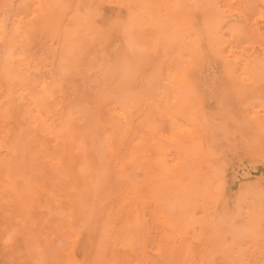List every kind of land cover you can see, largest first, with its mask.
Listing matches in <instances>:
<instances>
[{"label":"bare ground","instance_id":"bare-ground-1","mask_svg":"<svg viewBox=\"0 0 264 264\" xmlns=\"http://www.w3.org/2000/svg\"><path fill=\"white\" fill-rule=\"evenodd\" d=\"M13 1L3 0L0 13V223L14 216L31 224L27 241L44 243L52 253L49 264H148L146 247L155 229L162 232L156 248L177 243L181 264H264V192L252 193L253 183L243 187V203L224 210L214 227L208 225L207 203L218 195L224 172L216 166L203 173L207 156L217 154V130L225 128L202 121L203 50L219 59L226 81L239 85L238 101L242 83H259L264 71L261 30L247 24L246 1L93 0L85 10L72 8L75 30L53 27L56 47L41 51L32 44L40 25L56 12L67 13V0H21L20 12ZM105 1L126 12L125 20L113 17L106 30L97 24ZM254 3L262 16L264 0ZM197 12L208 26L204 43ZM255 45L262 58L248 54ZM235 69L240 78H233ZM80 81L93 89L90 103L78 94ZM253 106L246 113L259 134L249 139L246 154L264 162L257 146L264 137V103ZM91 147L100 157L97 174L91 171ZM259 180L254 189L262 190ZM47 199L59 223L44 232ZM198 205L202 217L195 218ZM7 211L16 216H4V222ZM12 233L11 240L22 235ZM56 238L61 248L53 245ZM29 252L25 264L32 262Z\"/></svg>","mask_w":264,"mask_h":264},{"label":"rangeland","instance_id":"rangeland-1","mask_svg":"<svg viewBox=\"0 0 264 264\" xmlns=\"http://www.w3.org/2000/svg\"><path fill=\"white\" fill-rule=\"evenodd\" d=\"M2 1L3 0H0V13H2L1 11L3 10L2 4H1ZM91 1H93V0H67V2L69 4V10H68L67 13H65V14L64 13H61L60 14V13H57L56 12V14L52 17V20H50V22L48 21V24H46L47 23V21H46L45 23H42L43 25L42 24L40 25L39 30L41 32L39 31L37 33L38 36L36 35L35 40H33V43H32L33 46H35L34 47V50L35 51H41V50L47 49V48H55L56 47V45H55L56 44V42H55L56 40L55 39H51L50 34H49V33H51V29L53 27H59V29L61 31L67 30V31L73 32L75 30V28L72 25V21L69 19L70 18L69 17L70 10L72 8H75V7L81 8L82 10H85V9H87L91 5V3H92ZM157 1L158 2H162L164 0H157ZM244 1H246V4L248 6L247 8L249 9L250 16H253L255 18V19L253 17L250 18V16H249V20H248L247 24L249 26H253V27L259 28L261 30V34L262 35H261V37H259V45L262 48H264V14L262 16L257 17V15H256V13H257L256 12V8L257 7H256V5L254 3V0H244ZM20 3H21V0H14L13 1V7L14 8H17V11L18 12H20ZM105 3H106V5H105ZM103 6H105V7H103ZM100 7H101V9L99 8L100 9L99 11H100V14L101 15L97 18V20H98L97 24L98 25H102L103 27L101 26V28H103L105 30L111 26L112 20H116V19L118 20V18H119V20H125V18H126V12L123 9H120V8H118L116 10V7H118V6L114 5L113 3H108L107 4V1H105V2H103V4ZM114 9H115V11H114ZM82 10H81V13L84 12V11L82 12ZM252 13H254V14H252ZM232 15L234 16V18L237 17V15L235 13H233V12L231 13V16ZM20 16L22 17V15H20ZM104 16H105V19L103 18ZM113 17H115L116 19L113 18ZM26 19H28V16H26ZM47 20H48V18H47ZM202 21H203V23H202ZM107 22H108V24H107ZM196 23L198 24V26L200 28H202L203 35L205 34L202 37V42L204 43L205 40H206V35H208V34H206L207 31H208V26L207 27L205 26L207 24L204 22L202 15L200 13H198V12L196 14ZM45 24H46V27H45ZM201 25H202V27H201ZM43 33L45 34V36H43ZM206 53L208 54L207 57H205L207 55ZM249 53H253L254 55L258 56L259 58H262L261 57V53H259V49L256 47V45L254 46V48H253L252 51L248 52V54ZM84 56H87V55H84ZM226 57H228V56H226ZM210 58L212 59V56L209 55V53L207 52L206 49H204L203 50V59L204 60L202 61V62H204L203 63L204 67H202L203 68V75H202V77H200L201 82H202V83L200 82V85H201V87H200V90L201 91L200 92L204 96L205 101L207 100L206 102H204V105H206L208 107L204 106L205 107V109H203V116L204 117H203L202 121H204V123L206 124V126L209 125L208 127H211V128L212 127H216V128L218 127L219 128V126H221L223 123L225 124V128L224 129H220V130L218 129L217 130V133L220 135L221 138H219L218 140L216 139L215 142H214L215 145L212 146L213 147L212 148L213 150H216L217 149V151H215V152H217V154L211 155V157L207 156L206 163L204 165L206 167V169L203 171V173L206 174L205 176H207L210 173L209 171H211L216 166H218V168H220L224 172L223 173L224 174L223 180L221 179V181H219L218 178H216L219 181V183H220L219 184L220 187H219V191H218L219 193H218V195L216 194L217 196H215L214 198H211L209 200V202L207 203V213H208V217H209V219H208L209 220V224L208 225H214L215 221L219 218L218 216L224 210L225 211H228V212H232L233 209L235 208L236 204H238V202H240V204L243 203V202L239 201L240 200L239 199V196L241 194V191H242L243 187H247V185L253 183V187H252L253 190L251 191L252 193H255L256 194L258 192H264L263 191L264 190V182H262L261 180H259L261 177H264V162L262 161L263 159L261 160V157H258L260 159H257V162H256L255 160L253 161V159H254L253 158V155H247L246 154V148H247V143H248L249 139H251V138L258 139L257 135L259 134V131L257 130V128H255V125L252 123V121L250 119H248V114L246 113V111H248L249 108L254 107L253 104L255 102L264 103V99H263V97H264V93H263L264 92V79H263L264 78L263 77L264 76V71L261 72V80L258 81L259 83L256 82L254 84V83L247 82L249 85L247 83H242V85L245 88V90L242 91L243 93L239 96V101H238V99L235 97V95H236L235 94V89L239 85H237V84L234 85V83L232 84L231 82L226 81L227 79H225V77H224L225 75L221 71V67H220V64H219V62H220L219 59H217L215 61V59H212L211 60ZM231 58L232 57H228L227 60H231ZM85 59H86V57H85ZM242 59H245V57L243 56ZM208 64L211 65L209 68H208ZM208 69H209V71H208ZM205 73H206L207 76L204 75ZM214 74H216V75H214ZM220 76L221 77L223 76V78H221ZM235 76H238V77L240 76L238 70H236V69L233 71V78H235ZM208 77H209V79H208ZM212 77H215L216 80H214V78H212ZM217 77H218V79H217ZM202 78H203V80L205 82L202 80ZM77 80H78V78H77ZM210 80H212V81L210 82ZM220 80H221V83H220ZM78 83H80V85L77 86V90L80 89V91L78 90V94L79 95H82L83 98L86 100L87 103H90V101L93 100V95H94L93 89L89 88L88 86H85L81 81L78 82ZM87 83L90 84V85L92 84V86L94 85V83H89L88 81H87ZM212 83L214 84L213 86H210L207 89L204 87V85H208V84L209 85H212ZM220 84H223V85H220ZM256 84H257V86H256ZM81 86L84 87V88H82ZM260 86L263 87V88H261ZM257 87H258V89H257ZM253 90H254L255 93L253 92ZM209 91H211V93ZM261 91H262L263 95H262ZM208 93H210V94H208ZM221 93H222V95H221ZM259 93L263 97H260V94ZM205 94H206V96H205ZM86 95H88V96H86ZM211 95H212V97H211ZM84 96H86V97H84ZM214 96H215V98H213ZM216 96H218V99H217ZM207 97H211V99H209V98L207 99ZM246 97H248V98H246ZM258 97H260L261 100H259ZM231 100L232 101L234 100V101L232 102ZM208 102H209V104H208ZM233 103H234L235 107H234ZM243 103L245 104V106L243 105ZM241 105H242V107H241ZM228 106H230V108ZM225 107H226V109H225ZM213 108H214V110H213ZM242 108H243V110H242ZM228 109H230L231 111L228 110ZM234 109L235 110L238 109V110L235 111ZM106 112H107V108H104L103 109V112H102L103 115H106ZM236 112H238V113H236ZM240 112H241V115H239L240 116V119H239L238 114H240ZM243 113L246 114V115H244ZM225 114L227 116H229V119H225L224 118ZM221 116L223 118H221ZM233 117H235V118H233ZM210 118L212 119L211 121H210ZM215 120L217 121V123H219V126H218V124H216V121ZM212 121H213L214 124L212 123ZM242 121L245 124H243ZM209 122H211V124ZM239 122L241 124H243V125H241ZM207 123H209V124H207ZM235 124H238V125L240 124V125L238 127H235ZM246 124H248V125H246ZM243 126H245L247 128V130H246L247 132H245V127H243ZM240 127H242V128H240ZM238 130H241V131L238 132ZM250 130H252V131L250 132ZM223 131H225V139H223V137H224V135L222 134ZM242 131L244 132L245 135H243V132ZM238 136H239V138H238ZM245 136H247V137H245ZM257 146L259 148L258 149L259 150V154L261 155L262 154V151H264V137H261V140L258 141ZM225 149H227V150H225ZM89 151H91V152H89V153L87 152V153L90 154V156L92 157V162H93V165L91 166L92 167L91 168V171H92L93 174H97L98 171H99V169H100L99 167L101 166L99 154H98V152L93 147H91L89 149ZM224 152L227 153V154L225 153L227 156L224 154ZM75 154H77V153L75 152ZM95 158H97V159H95ZM249 160L251 161V163L249 162ZM260 161H262V163ZM95 164L97 166H95ZM253 168H254V170H253ZM260 175H261V177H260ZM234 176H235V178H234ZM232 178L235 179V180L233 181ZM258 180L261 182L260 184L263 185L262 186L263 187L262 190L260 189L261 186H260V188L258 187L259 189H254V187L256 188V186H257V185L254 186V184ZM230 192H231V194H230ZM93 201H94V198H93ZM44 205H45V207H44L45 211L43 209L44 212H43V215H42V219H44V220L42 222V227L40 229L44 230V232H45L51 226H54V225H56V224L59 223V221H58L59 216H57V214L55 215V212H53L54 210H52V209H54V207L49 202L48 199L46 200V202H44ZM46 206L49 207V208H47ZM200 207H199V205L197 206L195 218H199L201 216L200 213H199L200 212V209H201ZM50 208H51V211H50ZM46 209H49V210H47L48 212L46 211ZM4 214H6V215H4ZM4 214H1L3 216V217L1 216L2 221H4V216H6L5 217V220L7 219L8 216H12V215H15L16 216V213L15 212H11L10 213V211L4 212ZM54 216H56V217H54ZM13 217L14 216H12V218H10V219H12V221L14 220L12 223H11L10 219L6 220V221H8L7 224H6L5 221H4L5 222L4 224H1L0 223V225H1L0 228L1 227H6L7 228V230L5 232H2V233L0 232V246H1L0 248H3V249L0 250L1 251L0 257L2 256V258L0 259V264H13V263H15V264L16 263H18V264L19 263L20 264H25L26 263V261H25L26 257L25 256L29 252V250H30V252H29L30 255L29 256L31 258L33 257L32 258V262L30 264H42L41 262H43V264H49V262H50L49 258H51L52 253H51V251H49L45 247L44 243L42 242V243H39V244H35L33 246V245H31V243L29 244V242L27 241L29 235L31 234L30 233L31 232V229H32L31 224H29V223H28L29 225L26 224L27 223L26 221H24V222L22 221L21 222V220H20L19 217H16L14 219H13ZM46 217H48V218H46ZM50 217H52V219H50ZM211 217H212V219H210ZM45 218H46V220H45ZM53 218H55L54 221H51L52 223H50V220H53ZM12 225H14V227H12ZM25 225L28 226V227H26ZM44 225L46 227H44ZM214 227H215V225H214ZM18 228H20L21 230L18 229ZM208 228L210 229V227H208ZM26 229H28V230H26ZM18 230L20 231L19 235L22 234L26 238L24 236H23L24 237L23 238L22 235H21V236H19V238L17 240H11L10 235L13 234L12 232H14V231H17L18 232ZM22 230H23V233H22ZM24 232L25 233L28 232V233L27 234H24ZM95 233L97 235H99V232L98 231L97 232L95 231ZM160 233H162L160 229H155V230H153V233L151 234V239L148 242V245L146 247V252L148 253L147 254V257L149 258L148 259L149 260L148 264H159V263L160 264H164V262H165V264H181V262L179 261L178 258H179L180 253L182 252V248L179 247V245L177 243H173L174 246H172L173 245L172 244L170 246L171 249H170V247H164V248H161L160 250H158L156 248V245L154 244V240L155 239H156L155 241L158 240V237L160 236ZM2 239H4V241H2ZM22 239H24V241ZM58 239L59 238H56L54 240L53 245H55L57 248H61L62 245H63V243H62L61 239H59V241H57ZM15 241L16 242L18 241V242L16 243ZM225 241L228 242V235L226 236ZM15 245H16V247H15ZM17 245L18 246L21 245V246H19L20 248L23 246L21 248V250H20V248L17 247ZM8 246H9V248H8ZM30 246H31L32 249L30 248ZM40 246H42V250H41V247ZM13 248H15V249L18 248V250H20V252H18L16 250V253H15V251H14L15 249H13ZM23 248L26 249V251L23 252V250H24ZM165 248L167 250H165ZM173 249L174 250H178V253L176 251L177 254H175V251ZM121 250H122L121 248H116V251L118 253L121 252V254H122V251ZM44 251H45V253H42ZM22 253H24V254H22ZM172 255H173V257H172ZM41 256H43V257H41ZM38 257H41V259H43L44 261L41 260L40 263H39L38 261L40 260V258H38ZM37 259H38V261H37ZM46 260L47 261L49 260V262L46 263ZM27 264H29V263H27ZM217 264H222V263H220L218 261Z\"/></svg>","mask_w":264,"mask_h":264}]
</instances>
